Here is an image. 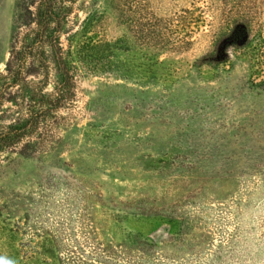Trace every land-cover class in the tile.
<instances>
[{"label":"rangeland","instance_id":"obj_1","mask_svg":"<svg viewBox=\"0 0 264 264\" xmlns=\"http://www.w3.org/2000/svg\"><path fill=\"white\" fill-rule=\"evenodd\" d=\"M136 1L205 21L149 86L126 22ZM244 11L263 26L253 54L201 68L225 16ZM15 12L0 0V74ZM74 17L73 49L124 40L114 61L132 78L83 66L49 150L2 157L0 264H264V0H77Z\"/></svg>","mask_w":264,"mask_h":264},{"label":"trees","instance_id":"obj_2","mask_svg":"<svg viewBox=\"0 0 264 264\" xmlns=\"http://www.w3.org/2000/svg\"><path fill=\"white\" fill-rule=\"evenodd\" d=\"M131 1L122 0L123 5ZM76 3L16 0L10 56L5 73L0 74V161L10 151L37 157L49 150L66 119L64 113L77 104L83 66L95 64L96 70L120 72L123 78H132L128 64L114 61L120 51H129L124 40L93 45V55L85 54L81 45L73 49L78 35L73 33ZM128 11L126 22L143 51L138 82L142 86L160 83L166 63L161 58L190 51L204 18L197 10L160 16L142 1L134 2ZM262 40L263 26L257 24L250 11L225 16L212 34L200 67L214 71L231 68L234 57L248 56V50L251 52ZM65 42L70 43L68 49Z\"/></svg>","mask_w":264,"mask_h":264},{"label":"clouds","instance_id":"obj_3","mask_svg":"<svg viewBox=\"0 0 264 264\" xmlns=\"http://www.w3.org/2000/svg\"><path fill=\"white\" fill-rule=\"evenodd\" d=\"M6 264H11V262L9 261V262H6Z\"/></svg>","mask_w":264,"mask_h":264}]
</instances>
